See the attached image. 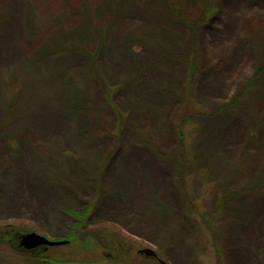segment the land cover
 I'll list each match as a JSON object with an SVG mask.
<instances>
[{
  "label": "rangeland",
  "instance_id": "rangeland-1",
  "mask_svg": "<svg viewBox=\"0 0 264 264\" xmlns=\"http://www.w3.org/2000/svg\"><path fill=\"white\" fill-rule=\"evenodd\" d=\"M78 1L0 0V225L75 232L80 247L43 249L71 262H105L115 238L132 264H262L264 0H185L177 17L169 0ZM90 233L105 239L83 250Z\"/></svg>",
  "mask_w": 264,
  "mask_h": 264
},
{
  "label": "trees",
  "instance_id": "trees-1",
  "mask_svg": "<svg viewBox=\"0 0 264 264\" xmlns=\"http://www.w3.org/2000/svg\"><path fill=\"white\" fill-rule=\"evenodd\" d=\"M106 0L102 1V5ZM86 3V1L81 0L76 2V4L80 7L82 6V4ZM185 0H169V4H170V15L177 17L181 14V10L183 9ZM210 11V8H204L199 12V16L198 18L189 26H193V28H195L196 25H198V22L200 21V19L202 17H204L205 15H207ZM33 15V13H31ZM186 17V16H185ZM186 19V18H185ZM52 41L53 38L51 37H47V38H43L41 39V42H43L44 44H47L51 47L52 45ZM185 46V50L184 53L180 54V58L182 60V73H181V81H180V86L184 87V91L185 90H189V87L192 84V81L194 80V78L198 75V71H199V64H197L195 62V52H194V46L188 45L187 46L184 44ZM30 61L27 60V68L29 67L28 65H30ZM264 70V64L262 65V67H260L259 72ZM24 77V76H23ZM257 75H255L252 79H247L245 80L244 83V89H250V91H253L251 89V87L253 86L251 84V82L255 81V79H257ZM23 79V78H22ZM251 84V86H250ZM255 84V83H254ZM109 97V95H108ZM117 129L119 130L120 127L119 125H117ZM179 138H182L183 135L181 133V129H179L178 132ZM138 138H140L141 140L145 139V135H141V136H137ZM180 169H181V164L178 162V166H176L175 169V174L174 177L178 178L180 176ZM260 180V179H259ZM263 180V179H262ZM259 185V181L255 182L253 184V186H257ZM252 186V185H251ZM252 186V187H253ZM251 188V187H248ZM246 188V189H248ZM90 210V206L87 205L86 207H84L81 210H74V209H70L69 213L73 216L74 218V222L72 223V227L74 228V230L77 229H81V226L83 224H85L86 218L88 217V213ZM24 232V230L20 227V226H16V225H12L10 223H5L0 225V255L6 254V255H11V256H19L20 258L25 257L24 260L28 259L31 264H90V262H85V260L83 261H66L64 260V258H58V257H53V256H49L46 255L44 253V250L42 248H35V249H25L22 246L19 245V235ZM66 239L69 240V242L71 241H76V243L79 245L80 247V242L78 240V238L76 239V234L75 232H72L68 235L65 236ZM103 238L105 239V236L103 235H97V234H86V238L84 240V242H81V249L85 248L88 249L87 247V240H91L94 243L97 244V242H99V240ZM113 240L112 243H110V248H113V250L117 251L116 252V256L118 258L120 257H127V251L124 250L123 247H121L119 245L118 242H116L117 239H111ZM68 242V243H69ZM100 244V243H99ZM98 247V246H96ZM84 250V249H83ZM15 262V260H14ZM264 264V250H263V263Z\"/></svg>",
  "mask_w": 264,
  "mask_h": 264
},
{
  "label": "water",
  "instance_id": "water-1",
  "mask_svg": "<svg viewBox=\"0 0 264 264\" xmlns=\"http://www.w3.org/2000/svg\"><path fill=\"white\" fill-rule=\"evenodd\" d=\"M68 239H50L46 236L39 234L35 231H26L22 232L19 235V245L25 249H33L36 247H43L44 249L48 248L49 246L54 245H63L68 243ZM140 254L145 256H156V252L151 247H142L138 249ZM162 264H166L165 262L161 261Z\"/></svg>",
  "mask_w": 264,
  "mask_h": 264
},
{
  "label": "flooded vegetation",
  "instance_id": "flooded-vegetation-1",
  "mask_svg": "<svg viewBox=\"0 0 264 264\" xmlns=\"http://www.w3.org/2000/svg\"><path fill=\"white\" fill-rule=\"evenodd\" d=\"M35 249V248H34ZM129 256V255H128ZM156 258L158 260V257H153ZM126 259L128 260V257H120L118 258L116 256V254H113L112 252H107L106 257H105V262L100 263V264H109V263H113V264H124L123 262H125V264H132L129 261H126ZM121 261V262H118ZM135 262V263H134ZM133 263L136 264V257H135V261Z\"/></svg>",
  "mask_w": 264,
  "mask_h": 264
}]
</instances>
